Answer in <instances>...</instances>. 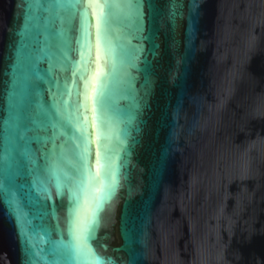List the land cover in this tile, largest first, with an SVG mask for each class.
Listing matches in <instances>:
<instances>
[{
  "label": "water",
  "instance_id": "obj_1",
  "mask_svg": "<svg viewBox=\"0 0 264 264\" xmlns=\"http://www.w3.org/2000/svg\"><path fill=\"white\" fill-rule=\"evenodd\" d=\"M130 2L0 0V264H264V0Z\"/></svg>",
  "mask_w": 264,
  "mask_h": 264
},
{
  "label": "snow or ice",
  "instance_id": "obj_2",
  "mask_svg": "<svg viewBox=\"0 0 264 264\" xmlns=\"http://www.w3.org/2000/svg\"><path fill=\"white\" fill-rule=\"evenodd\" d=\"M110 0H73V3H71L70 7L78 8L81 5L84 6V10L81 13L82 16V32L87 33V27L84 23V21L87 20L88 11L89 9H92L95 5V11L96 14V30H97V38L98 41L101 39L103 35V30L106 24V11L108 9ZM129 7H131V2L129 0ZM140 6V0H136V7L139 8ZM137 26L141 27L143 26V20L141 17V14L137 12ZM68 95H71V91H68ZM102 93H100L99 89L95 91V93L92 96V103H97L98 96H101ZM80 96L83 98L81 106L87 110V102H88V92L85 90L84 92L80 93ZM95 111V109H93ZM59 114V112H58ZM61 127H64V124L62 121H60ZM101 126L105 129L108 128V121L106 119H102ZM69 129L73 127L71 122L67 125ZM17 128H19V125H17ZM80 131L81 139H84V132L82 129H77ZM20 139H23V135H20ZM101 139H107V137H102ZM78 148L81 147V145H77ZM89 153L87 151V148H83L81 152L77 153V162L80 168H85L87 165V160L89 157ZM29 159L28 153H24V160L27 162ZM97 160L99 161V153H97ZM52 174L56 176L57 181L59 183V175L55 170H52ZM114 187V184L113 186ZM0 189H3V185H0ZM69 191L71 192V188H69ZM3 192L5 193V200L8 204V207L12 214L15 216V222L16 226L19 229V235L23 238L27 237V232L25 230V220L22 216V214L19 212L17 207L15 206V203L13 200L8 198L7 196V189H3ZM111 196V188L105 191L104 195L97 200L96 207L93 210L90 218H84L81 215L80 211V200L78 197L73 196V198L69 202V212L71 216V237H72V246L73 249L76 251H82L85 255H94L92 253V250L88 247L89 242L96 239V232L97 228L99 226V222L97 219V213L100 210L103 201L105 199L110 198ZM86 249V251H84ZM96 264H101L99 261V258L96 259Z\"/></svg>",
  "mask_w": 264,
  "mask_h": 264
}]
</instances>
